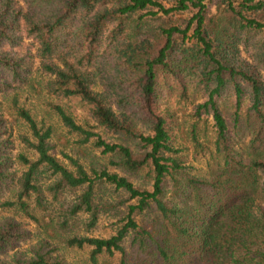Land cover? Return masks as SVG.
Segmentation results:
<instances>
[{"label": "trees", "instance_id": "1", "mask_svg": "<svg viewBox=\"0 0 264 264\" xmlns=\"http://www.w3.org/2000/svg\"><path fill=\"white\" fill-rule=\"evenodd\" d=\"M21 86L78 98L121 141L51 107L116 169L85 168L62 152L64 164L50 151L51 125L19 103ZM6 93L0 207L11 214L0 217V252L29 236L16 216L44 234L28 258L0 264H79L58 252V239L87 248L83 264H264V0H0ZM12 121L26 128L18 142L32 157L11 151ZM199 158L202 167L191 163ZM41 171L53 176L43 187ZM108 187L124 197L102 199ZM43 188L51 199L79 189L63 223L86 214L88 229L107 212L113 231L59 236Z\"/></svg>", "mask_w": 264, "mask_h": 264}, {"label": "rangeland", "instance_id": "2", "mask_svg": "<svg viewBox=\"0 0 264 264\" xmlns=\"http://www.w3.org/2000/svg\"><path fill=\"white\" fill-rule=\"evenodd\" d=\"M165 5L171 4L173 0H160ZM25 46L30 49L33 47L30 44L28 39H25ZM35 77L39 79L38 72H35ZM11 92V91H10ZM9 92V93H10ZM18 101L23 106L27 107L30 112L33 114L35 119L38 122H43L44 124H50L52 127V133L49 137V145L50 151L58 157L64 164L69 166L68 160L62 155V152H66L71 155L73 158H76L78 162L81 163L85 168L93 167V168H101L106 167L109 170H114L116 168L112 167L108 164V159L110 158L109 154L102 153L100 149L92 144V141H87L85 143H78L76 141L77 136L73 132H69L67 128L62 124V122L58 119L56 113L51 107L52 104H59L67 113H69L72 118L77 121L83 123L84 121L87 124H91L93 129L99 132L101 137L106 141H121V138H118L115 133L103 132L98 125H95V122L89 118L86 114L85 105L76 97H65L62 95H56L53 93H49L44 89H40L39 91H34L32 88L28 86H21L16 90ZM8 94L0 95L1 103H5L7 101ZM189 103L187 107H189ZM11 132H12V140L14 144L12 152L23 151L29 157L33 156L31 150L26 149L20 144L18 141L19 133H26V128L20 122L11 123ZM140 129L143 130L144 127L139 125ZM128 142L131 146H133V141L128 139ZM191 163L196 167L203 166V158H199L197 160H191ZM119 172V171H118ZM52 175L47 171H41L39 174V182L41 187L45 186L51 179ZM129 178L135 183L140 184L139 177L130 175ZM264 178V177H263ZM43 195L45 197V206L46 211L52 216L54 220V226L56 227L59 236L66 235L71 232L76 233H84L96 236H107L113 231L115 217L111 216L107 212L99 213L98 218L95 224L86 229L83 224V220L86 218V214H80L76 218H68L67 223H63L61 220L64 218V207L65 205L71 201L73 196L79 191V189H64L61 190L55 199L50 198V194L48 190L43 188ZM102 199L108 197L109 199L115 200L119 197H124L123 193H118L112 188H106L98 193ZM11 214V211L7 209H3L0 207V217L7 216ZM17 219H21L24 221V225L27 229H29V236L21 241H19L14 247L6 249L0 252V256L4 257L9 262H12L14 259L19 258H28L32 254V248L34 247L38 238L42 237L44 234L43 228L37 226L34 222L28 220L25 217L16 216ZM58 245V252L68 261L77 262L79 264H83L84 257L87 252V248L76 249L74 247H67L63 245L61 240L55 241ZM123 246L126 251L131 252L133 247L129 244V236H126L122 241ZM112 260L117 258V255H113L110 257Z\"/></svg>", "mask_w": 264, "mask_h": 264}]
</instances>
